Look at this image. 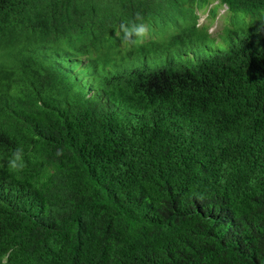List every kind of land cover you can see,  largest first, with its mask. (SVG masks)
I'll return each mask as SVG.
<instances>
[{"label":"trees","instance_id":"trees-1","mask_svg":"<svg viewBox=\"0 0 264 264\" xmlns=\"http://www.w3.org/2000/svg\"><path fill=\"white\" fill-rule=\"evenodd\" d=\"M212 2L238 24L199 26ZM137 11L150 35L180 27L158 46L189 65L136 67L116 33ZM262 16L264 0H0V264H264Z\"/></svg>","mask_w":264,"mask_h":264},{"label":"rangeland","instance_id":"rangeland-1","mask_svg":"<svg viewBox=\"0 0 264 264\" xmlns=\"http://www.w3.org/2000/svg\"><path fill=\"white\" fill-rule=\"evenodd\" d=\"M212 10H215V14H212ZM168 16L174 17L179 14V9L176 6H171L167 11ZM199 15V26L210 23L211 31L217 32L225 27H230V25L238 24L235 19V15L230 12L227 6L220 5L218 2H212L206 11H198ZM181 22L185 23L186 20H189L188 15L180 17ZM157 25L154 27L155 33L151 34L153 36L152 41L150 42L149 37L145 40V44L135 45L125 49L124 54L135 63L136 67L146 68L149 70H158L163 69L168 66L169 62L175 60L177 65H189V57L193 60V55L189 53H184L181 57H177L174 53V49L171 51L163 50L159 45H164V43L169 37L173 38L179 34L180 27L173 22H164L162 20H156ZM150 36V35H149ZM160 41H159V40ZM162 42V43H161ZM178 42V40H177ZM219 41L218 43H220ZM190 47V42L187 48ZM130 54V57L128 56ZM121 58L118 60L112 61L110 65L111 73L104 72L109 75H115L116 68L121 65ZM100 69L103 71V66L100 64Z\"/></svg>","mask_w":264,"mask_h":264},{"label":"clouds","instance_id":"clouds-1","mask_svg":"<svg viewBox=\"0 0 264 264\" xmlns=\"http://www.w3.org/2000/svg\"><path fill=\"white\" fill-rule=\"evenodd\" d=\"M257 22L258 23H256V33L264 34V16H262ZM205 25L208 27V31L211 35H217L218 33H222L225 28H227L225 27L220 31L212 32L211 24L208 23ZM230 27H232V25H230ZM150 31V23L146 20L142 12L137 11L131 20L123 21L119 24L116 35L122 47H133L135 45L144 43L145 40L148 39V37L149 39L153 38V36L150 35ZM5 164L6 167L14 174L23 172V170L27 167L23 146L18 145L11 152L10 156H8Z\"/></svg>","mask_w":264,"mask_h":264}]
</instances>
